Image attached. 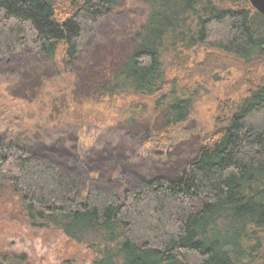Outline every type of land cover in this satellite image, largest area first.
Segmentation results:
<instances>
[{
  "label": "trees",
  "instance_id": "16d2710c",
  "mask_svg": "<svg viewBox=\"0 0 264 264\" xmlns=\"http://www.w3.org/2000/svg\"><path fill=\"white\" fill-rule=\"evenodd\" d=\"M133 6L0 0V81L34 107L28 128L0 132V197L32 227L86 245L92 264H264V72L231 115L198 135L180 177L144 173L128 185L117 170L122 188L103 190L36 156L41 129L60 132L56 144L95 172L98 153L81 142L85 135L96 142L111 121L171 160L201 95L189 80L228 58L264 65V14L250 0ZM198 51L187 81L170 79L168 69L188 65ZM27 260L0 252V264Z\"/></svg>",
  "mask_w": 264,
  "mask_h": 264
},
{
  "label": "rangeland",
  "instance_id": "374dc122",
  "mask_svg": "<svg viewBox=\"0 0 264 264\" xmlns=\"http://www.w3.org/2000/svg\"><path fill=\"white\" fill-rule=\"evenodd\" d=\"M130 1L136 7V3L143 0ZM121 21L122 19H114L113 25ZM110 23L105 27V32H111L113 25L109 26ZM192 56L188 65L172 66L168 69L170 79L179 76L184 80L186 74L194 72L193 61L202 59V52H194ZM224 61L225 64L212 74L195 76L189 80L192 84L198 83L202 86L201 95L195 103L193 116L185 126L186 131L190 132L188 138L184 141L178 138L179 143L173 149V159L164 161L166 153L160 154L154 147L144 146L133 140L125 129L110 125L111 121L107 123L105 132L99 133L96 142H90L89 135H85L81 142L85 149L92 148V154L98 153L95 172L81 168L77 164V158L64 149L67 146L60 147L61 144H56L62 136L60 132L41 129L40 136L32 142L38 147L36 156L50 164H56L62 173L78 176L85 183H93L103 190L122 188L117 170L122 171L120 175L124 176L128 185H133L144 173L180 177L187 166L186 158L196 151L198 135L212 132L218 127L221 117L231 115L234 106L248 95L249 86L259 83L258 78L264 72V65L246 67L231 58ZM7 90L6 83L0 81V132L8 129L11 133L19 124L22 125L21 128H28L31 123L28 117L34 107L14 100ZM123 147V155L116 152ZM125 157H129L131 161H124ZM6 251L26 254L28 260L24 264H92L94 258L93 251L86 245L72 240L58 230L32 227L19 206L0 197V252Z\"/></svg>",
  "mask_w": 264,
  "mask_h": 264
},
{
  "label": "water",
  "instance_id": "95a60500",
  "mask_svg": "<svg viewBox=\"0 0 264 264\" xmlns=\"http://www.w3.org/2000/svg\"><path fill=\"white\" fill-rule=\"evenodd\" d=\"M250 2L256 11L264 14V0H250Z\"/></svg>",
  "mask_w": 264,
  "mask_h": 264
}]
</instances>
